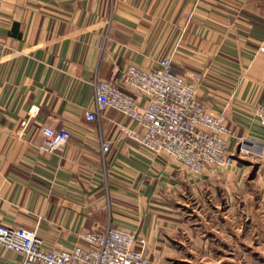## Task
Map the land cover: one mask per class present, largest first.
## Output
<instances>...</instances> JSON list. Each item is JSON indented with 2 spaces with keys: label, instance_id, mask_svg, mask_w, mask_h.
Returning a JSON list of instances; mask_svg holds the SVG:
<instances>
[{
  "label": "crops",
  "instance_id": "obj_1",
  "mask_svg": "<svg viewBox=\"0 0 264 264\" xmlns=\"http://www.w3.org/2000/svg\"><path fill=\"white\" fill-rule=\"evenodd\" d=\"M263 41L264 0H0V224L36 229L48 250L112 224L163 264L180 251L178 196L208 186L233 195L262 180ZM168 55L182 76L201 77L199 101L226 117L230 167L195 176L132 144L122 128L137 125L119 112L86 120L96 74ZM47 126L70 131L61 150H41ZM101 140L112 142L105 159ZM0 264L23 256L0 245Z\"/></svg>",
  "mask_w": 264,
  "mask_h": 264
},
{
  "label": "built area",
  "instance_id": "obj_2",
  "mask_svg": "<svg viewBox=\"0 0 264 264\" xmlns=\"http://www.w3.org/2000/svg\"><path fill=\"white\" fill-rule=\"evenodd\" d=\"M109 27L107 29V34ZM264 52V41L259 47ZM201 77L185 78L174 67L172 55L159 66L143 69L129 65L109 78L94 77L95 97L86 112L88 122L100 123L113 109L133 121L137 128L123 127L125 137L153 156L170 158L183 170L202 176L209 169H225L233 164L228 153L230 128L223 114L209 110L196 95ZM39 106L29 110L26 128ZM264 126V104L257 110ZM44 152L61 150L72 135L67 129L44 127ZM112 142L101 140L105 159ZM80 244L70 250H48L36 229L0 224V245L23 256V264H154L135 248L136 235L108 224L84 230Z\"/></svg>",
  "mask_w": 264,
  "mask_h": 264
},
{
  "label": "rangeland",
  "instance_id": "obj_3",
  "mask_svg": "<svg viewBox=\"0 0 264 264\" xmlns=\"http://www.w3.org/2000/svg\"><path fill=\"white\" fill-rule=\"evenodd\" d=\"M260 159L264 163V155ZM261 178L233 195L208 186L199 195L178 196L175 214L184 233L177 238L180 251L164 255L163 264H264V174Z\"/></svg>",
  "mask_w": 264,
  "mask_h": 264
}]
</instances>
